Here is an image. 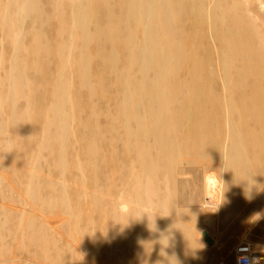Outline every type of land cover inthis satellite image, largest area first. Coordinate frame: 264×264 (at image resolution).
<instances>
[{"label":"bare ground","instance_id":"obj_1","mask_svg":"<svg viewBox=\"0 0 264 264\" xmlns=\"http://www.w3.org/2000/svg\"><path fill=\"white\" fill-rule=\"evenodd\" d=\"M40 1L11 0V13L18 21L31 14L33 26H36L39 20H43ZM44 1L61 19V41L57 40L60 41L57 50L62 71L67 67L75 68L83 78H87L91 62L96 60L97 82L92 84L88 79L86 84L90 88H105L109 91L106 99L109 102L115 100L112 111H101L93 123L78 125L80 134L77 139L84 150L76 151L77 157L86 153L88 166L97 175L107 159L118 152L125 153L139 170L135 177L138 190L134 194L138 206L134 210L129 204L132 209L129 216L135 226L129 244L137 249L143 264H184L186 246L192 243L191 229L187 224L174 220L175 217L168 228L161 218L151 222L144 220L145 215L139 207L144 186L139 174L151 169L155 175L161 162L165 163L168 173L173 172L178 157L190 153L225 157L243 152L247 150L246 137L252 150H257L258 139L264 132L258 130L259 126H264V32L246 13L222 0L212 3L226 8L217 17L208 15L204 0ZM62 5L70 8L72 24L69 28L61 14ZM206 16L209 23H220V29L214 36L220 43V71L206 68L202 63L207 62L206 59L194 56L195 35L182 30L184 22L202 23ZM32 36L37 43L35 45L41 46L46 54L51 53V45L41 41L39 32L32 33ZM92 44L96 45L95 55L88 53ZM235 54L240 57L239 65L230 60V56ZM185 67L188 73L182 75L181 69ZM218 73L224 84L222 94L214 89V78ZM20 120L24 122L22 118ZM50 120L47 130L54 131V135L29 140L30 151L23 150L20 142L15 140L13 146L16 151L10 153L22 152L24 161L35 168L46 164V160L55 153L52 151L55 146L57 157L53 167L66 175L70 168L66 152L68 146L63 139L73 131V127L57 105L52 107ZM34 128L28 127L27 131L36 130ZM100 140L110 141V150L103 156L100 155V145L103 144ZM75 144L71 143L70 147L73 149ZM77 167L82 174V165L78 163ZM228 169L227 172L225 166V180L228 174L235 172L234 167ZM41 180L31 175L29 186L31 198L44 204ZM226 184L225 181L224 190ZM66 191L60 194L55 204L49 202L45 205L48 208L58 206L62 214L77 217L79 212L70 206L67 199L70 193ZM116 201L113 199L108 206L113 219L117 218ZM211 218L203 220V228L208 223L212 224L214 219ZM119 219L122 223L129 217ZM116 225L118 227H114L109 235L114 248L120 243L119 233L124 231L122 225ZM38 226L36 232L44 237L49 230L42 227L44 224ZM201 234L203 238L199 239L205 248L204 242L208 246L214 244V238L207 229Z\"/></svg>","mask_w":264,"mask_h":264},{"label":"rangeland","instance_id":"obj_2","mask_svg":"<svg viewBox=\"0 0 264 264\" xmlns=\"http://www.w3.org/2000/svg\"><path fill=\"white\" fill-rule=\"evenodd\" d=\"M9 1L0 0V264H143L137 249L129 244L135 232L133 219L130 218L129 223L127 219L122 222L128 224L119 233L118 246L114 248L109 242V235L117 225L111 221L113 218L108 213V206L124 192L132 209H136L138 203L134 194L138 188L135 177L139 170L125 153L118 152L107 159L95 175L88 166L89 156L86 153L79 154L80 157L76 155V151L84 150L77 139L80 134L78 125L93 123L98 113L115 108V100H110V104L105 97L109 91L100 86L90 88L86 84L88 79L92 84L97 82L96 60L91 62L87 78H83L75 68L67 67L66 71H62L57 50L61 41L60 16L41 0L43 20L33 26L31 14L25 16L23 21L13 17ZM218 1L221 0H204L210 17H217L220 11L226 9L225 6L212 4ZM222 1L246 13L254 25L264 32V0ZM61 14L65 26L69 28L72 24L70 8L62 5ZM181 26L185 33L195 35L194 56L206 59L207 62H202L206 68L220 71V43L214 37L220 23L211 24L206 16L202 23L190 21ZM37 32L42 42L51 45V53L46 54L41 46L35 45L37 43L32 33ZM93 45L88 49L90 55L97 52L96 45ZM239 58L236 54L230 56L231 62L237 65ZM187 73L186 67L181 69L182 75ZM214 81L215 91L222 94L224 84L219 73ZM53 105L64 111L68 123L73 127V131L63 139L68 146L66 152L70 168L66 175L53 167L57 157L55 146L52 149L55 153L46 160V164L35 168L24 161L20 154L22 152L10 153L16 151L13 146L15 140L20 142L23 150L30 151L31 139L54 135V131L47 130L51 125ZM20 118L24 120L23 123ZM101 120L105 122L104 118ZM28 127H35L36 130L27 131ZM258 130L263 132L264 126H259ZM99 142L103 143L100 145V155L103 156L110 150V141ZM71 143H77L73 149ZM245 143L247 150L231 156L190 153L178 157L173 172L168 173L165 163L161 162L155 175L151 169L139 174L144 186L139 204L146 218L144 220L151 222L161 218L168 228L175 217L174 220L187 224L191 229L192 243L186 246L184 264L234 263V247L225 254L220 252L217 244V237L222 244L231 225L225 227L223 220L217 222L218 209L204 210L199 203L203 196L202 178L205 172L217 171L225 182V166L228 172V168L239 166L238 162L243 159L251 161L258 159L255 157L257 153L264 155V132L258 139L257 148L262 152L253 151L247 137ZM78 163L82 165V174L77 169ZM31 175L42 179L44 204L31 198ZM65 189L70 193L67 197L70 206L79 212L77 217L62 214L58 206L48 208L45 205L49 202L55 204ZM211 216L215 221L203 228V220ZM39 224H44L42 227L49 230L44 237L36 232ZM217 226L223 231L216 234ZM204 229L214 238L211 246L204 242L206 248L199 239L203 238L201 232Z\"/></svg>","mask_w":264,"mask_h":264},{"label":"crops","instance_id":"obj_3","mask_svg":"<svg viewBox=\"0 0 264 264\" xmlns=\"http://www.w3.org/2000/svg\"><path fill=\"white\" fill-rule=\"evenodd\" d=\"M257 154L256 160L238 162L235 172L226 179L217 222L223 220L225 227L231 225V228L222 239L223 246L217 237L221 253L226 254L239 242H248L255 253L264 254V155ZM215 228L216 234L223 231L218 226Z\"/></svg>","mask_w":264,"mask_h":264},{"label":"clouds","instance_id":"obj_4","mask_svg":"<svg viewBox=\"0 0 264 264\" xmlns=\"http://www.w3.org/2000/svg\"><path fill=\"white\" fill-rule=\"evenodd\" d=\"M203 184V196L201 202L199 203L201 208L204 210L211 209L215 207V210L223 203L224 199V182L221 175L214 170H208L204 173L202 178ZM132 211L131 207L126 198V194L121 192L116 201L115 215L116 219H113L114 223L120 224L122 226H127L130 220L129 213ZM128 216V223L123 224L120 222L119 217ZM142 216V214H141ZM140 216V218H141ZM139 218V219H140ZM165 255V253H163Z\"/></svg>","mask_w":264,"mask_h":264},{"label":"built area","instance_id":"obj_5","mask_svg":"<svg viewBox=\"0 0 264 264\" xmlns=\"http://www.w3.org/2000/svg\"><path fill=\"white\" fill-rule=\"evenodd\" d=\"M233 254V264H264V254L255 253L248 242H239L235 246Z\"/></svg>","mask_w":264,"mask_h":264},{"label":"water","instance_id":"obj_6","mask_svg":"<svg viewBox=\"0 0 264 264\" xmlns=\"http://www.w3.org/2000/svg\"><path fill=\"white\" fill-rule=\"evenodd\" d=\"M212 243V242H211Z\"/></svg>","mask_w":264,"mask_h":264}]
</instances>
